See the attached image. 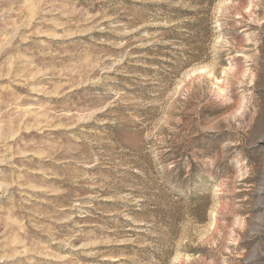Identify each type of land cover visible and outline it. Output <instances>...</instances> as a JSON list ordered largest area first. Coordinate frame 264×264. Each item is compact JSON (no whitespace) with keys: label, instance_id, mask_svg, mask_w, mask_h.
Wrapping results in <instances>:
<instances>
[{"label":"rangeland","instance_id":"rangeland-1","mask_svg":"<svg viewBox=\"0 0 264 264\" xmlns=\"http://www.w3.org/2000/svg\"><path fill=\"white\" fill-rule=\"evenodd\" d=\"M0 264H264V0H0Z\"/></svg>","mask_w":264,"mask_h":264}]
</instances>
